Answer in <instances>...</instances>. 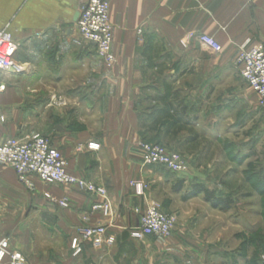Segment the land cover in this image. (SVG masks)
Wrapping results in <instances>:
<instances>
[{
  "label": "crops",
  "instance_id": "obj_1",
  "mask_svg": "<svg viewBox=\"0 0 264 264\" xmlns=\"http://www.w3.org/2000/svg\"><path fill=\"white\" fill-rule=\"evenodd\" d=\"M109 1L112 66L81 36L78 0H0V28L17 43L14 59L21 67L0 73V143L47 136L70 173L107 189L113 209L104 217L92 211L101 197L37 176L30 188L13 167L0 165V239L7 238L29 264L78 260L70 241L83 227L108 225L116 245L153 237L132 238L129 230L141 223L153 188L177 177L145 165L139 143L168 138L176 151L180 143H192L183 135L192 116L206 128L235 117L239 46L248 38L264 41V0ZM203 33L223 50L203 45L197 38ZM165 92L171 96L163 101ZM171 101L181 105L183 128L166 133L175 114L168 111ZM92 141L99 150L88 148ZM139 181L146 185L144 195L136 192ZM63 199L69 207L60 205Z\"/></svg>",
  "mask_w": 264,
  "mask_h": 264
},
{
  "label": "rangeland",
  "instance_id": "obj_2",
  "mask_svg": "<svg viewBox=\"0 0 264 264\" xmlns=\"http://www.w3.org/2000/svg\"><path fill=\"white\" fill-rule=\"evenodd\" d=\"M240 77L235 117L206 128L194 115L184 126L183 135L194 137L176 148L187 162L186 172L157 168L166 177H177L158 183L151 200L176 216L171 236L101 246L85 241L80 258L66 264H264V106ZM159 138L146 141L172 151L174 143ZM195 184L216 197H230L231 208L214 207L203 193L184 199ZM106 245L105 251L97 249Z\"/></svg>",
  "mask_w": 264,
  "mask_h": 264
},
{
  "label": "built area",
  "instance_id": "obj_3",
  "mask_svg": "<svg viewBox=\"0 0 264 264\" xmlns=\"http://www.w3.org/2000/svg\"><path fill=\"white\" fill-rule=\"evenodd\" d=\"M80 2V16L78 28L81 36L96 45L98 56L107 66L116 61L113 52V26L110 21L109 0H78ZM199 41L214 52H221L223 45L212 35L200 34ZM18 50L12 34L0 28V73L8 69L20 71L21 67L14 59ZM236 64L242 78L256 93L259 104L264 106V41L253 42L251 38L241 43L236 55ZM5 84L0 81V91ZM91 150H99L100 144L92 141L88 144ZM139 150L145 165H159L173 173H184L187 162L178 151H169L159 143L141 141ZM0 165L13 167L22 183L30 188L34 187L32 176L39 177L48 183L74 185L81 191L97 195L103 199L95 202L92 211H101L104 217L113 213L112 202L104 186L98 185L84 178H79L67 169V162L62 152L55 147L51 140L42 134L28 135L23 138L11 137L0 143ZM136 192L145 194V183H135ZM63 207H69L67 199L60 201ZM176 223V216L164 212L156 202H150L141 218V223L129 230L132 238L144 239L146 236L169 237ZM92 241L93 245L101 246L113 244L114 234L108 232V225L83 227L78 235L72 238L71 248L74 257L83 252L85 241ZM0 264H29L26 256L11 247L7 238L0 239Z\"/></svg>",
  "mask_w": 264,
  "mask_h": 264
},
{
  "label": "trees",
  "instance_id": "obj_4",
  "mask_svg": "<svg viewBox=\"0 0 264 264\" xmlns=\"http://www.w3.org/2000/svg\"><path fill=\"white\" fill-rule=\"evenodd\" d=\"M169 96H171V92H165L164 94H162L160 96L161 100L163 101H166L169 99ZM182 104V102L180 103ZM168 107V111H173L175 114H172L171 117L169 118V123H167V128H166V133H169L171 131V129L174 127V130H182L183 128V125L181 124L182 121H183V118H181L179 116V111H180V107L181 105L177 104L176 106L173 104V102L171 101L169 103V105L167 106ZM176 115V117H175ZM190 120V119H189ZM189 120L187 119L186 122H189ZM161 121V118H156L155 119V123L156 124H159ZM185 124H188L186 123ZM180 124L182 126H180ZM194 138V137H192ZM191 138V139H192ZM182 188L181 184L177 185L175 187V190L177 191H180V189ZM204 194L205 195V198L211 202V204L216 207V208H220V209H223V210H228L231 208V205L233 203V200L230 198V197H227V198H222V197H216L214 195V192L210 191L209 189H207L204 185L202 184H195L193 186V188L191 189L190 192H188L185 196H184V199H187V198H191V197H194V196H197L199 194Z\"/></svg>",
  "mask_w": 264,
  "mask_h": 264
},
{
  "label": "water",
  "instance_id": "obj_5",
  "mask_svg": "<svg viewBox=\"0 0 264 264\" xmlns=\"http://www.w3.org/2000/svg\"><path fill=\"white\" fill-rule=\"evenodd\" d=\"M80 16V12L77 13L76 17L78 18Z\"/></svg>",
  "mask_w": 264,
  "mask_h": 264
}]
</instances>
